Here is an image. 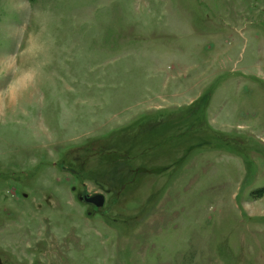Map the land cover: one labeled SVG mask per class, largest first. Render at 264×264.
<instances>
[{"label":"rangeland","instance_id":"obj_1","mask_svg":"<svg viewBox=\"0 0 264 264\" xmlns=\"http://www.w3.org/2000/svg\"><path fill=\"white\" fill-rule=\"evenodd\" d=\"M0 264H264V0H0Z\"/></svg>","mask_w":264,"mask_h":264},{"label":"water","instance_id":"obj_2","mask_svg":"<svg viewBox=\"0 0 264 264\" xmlns=\"http://www.w3.org/2000/svg\"><path fill=\"white\" fill-rule=\"evenodd\" d=\"M85 200L94 203V205H101L103 196L102 194L95 193L92 196H86Z\"/></svg>","mask_w":264,"mask_h":264},{"label":"trees","instance_id":"obj_3","mask_svg":"<svg viewBox=\"0 0 264 264\" xmlns=\"http://www.w3.org/2000/svg\"><path fill=\"white\" fill-rule=\"evenodd\" d=\"M207 96V95H206Z\"/></svg>","mask_w":264,"mask_h":264}]
</instances>
